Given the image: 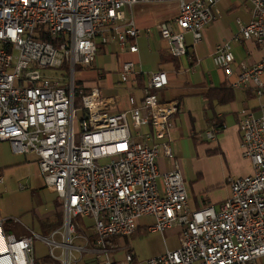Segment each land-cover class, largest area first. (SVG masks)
<instances>
[{
	"label": "built area",
	"instance_id": "1",
	"mask_svg": "<svg viewBox=\"0 0 264 264\" xmlns=\"http://www.w3.org/2000/svg\"><path fill=\"white\" fill-rule=\"evenodd\" d=\"M147 1L0 0V141L8 142L13 154L36 156L44 184L58 195L63 211L62 225L48 234L7 232V217L0 216V264H36L35 239L59 264H81L82 253L92 257L86 264H264V0H248L250 20H237V38L253 40L263 56L242 65L228 83L257 100L255 107L242 108L237 120L241 154L252 172L228 175L230 194L218 206L194 209L167 142L180 109L177 100L159 97L168 85L167 73L143 72L138 85L141 70L133 60L123 61L120 82L130 92L139 86L142 98L139 105L120 110L110 108L116 103L113 95L76 83V71L91 66L99 46L138 52L140 30L124 11ZM171 1L179 5L177 15L156 29L171 43L172 54L181 57L187 54L186 34L198 42L220 12L217 0ZM212 59L227 78L232 75L230 41L218 43ZM220 129L214 122L205 138L215 140ZM160 148L173 160V169L159 170ZM143 216L153 218L145 230L163 238L177 229V245L139 260L125 240ZM78 217L92 220L93 237L83 246L72 242ZM54 248L61 256L55 257Z\"/></svg>",
	"mask_w": 264,
	"mask_h": 264
},
{
	"label": "crops",
	"instance_id": "2",
	"mask_svg": "<svg viewBox=\"0 0 264 264\" xmlns=\"http://www.w3.org/2000/svg\"><path fill=\"white\" fill-rule=\"evenodd\" d=\"M216 5L220 13L203 29L202 38L198 42H193L191 34H186L187 54L175 57L171 52V43L161 37L156 25L174 18L178 13V3L171 0H151L134 4L125 9L124 13L126 18L133 19L140 30L136 38L138 52H121L116 44L99 46L91 66L80 69L81 76L77 77L85 88L98 87L102 92V88L108 90L114 87L112 74H117L119 79L118 70L125 60H133L141 70L138 85L144 81L143 72L148 74L154 70H164L167 73L168 85L159 91V97L162 100H177L180 103V109L173 117V127L170 129L167 142L179 164L189 206L193 209L203 204L218 206L230 194L226 177L252 172L250 161L241 154V136L237 120L239 111L242 108L255 107L257 100L250 92L231 88L228 83L236 79L232 76L235 73L237 77L242 65L258 61L263 52L253 40L237 38L239 28L237 20L248 22L251 18L248 0H217ZM224 41H230L235 57L232 64L235 68L232 67L233 73L228 78L212 59L215 46ZM107 54L112 57L113 63L110 66L103 64L101 68L104 72L98 73L94 69L95 60L97 56ZM223 85L233 91V98L221 102L214 97L208 102L205 97L208 90ZM128 86L125 84L123 88L127 89ZM132 90L139 93L137 98L132 96V101L130 99L126 101L123 95L114 96L116 103L110 108L120 110L139 105L142 90L139 86ZM216 118H222L220 122L222 127L215 140H208L205 138V131L217 121ZM148 128L146 125L143 126L145 131ZM161 150L160 148L157 158L158 168L161 172L169 171L174 168L173 160L165 156L163 150L161 153ZM26 189L19 187V190ZM46 190L54 194L47 188ZM56 203H61L60 199L54 201V209ZM54 209L46 211L40 219L53 220ZM0 216L7 217L2 212ZM77 219L79 226L81 217ZM83 219L86 226L92 228V220L87 217ZM16 228L19 232L15 233L16 235L27 233L18 226ZM39 231L41 232L40 224ZM176 245L177 242L174 247ZM81 261L88 262L86 258H82Z\"/></svg>",
	"mask_w": 264,
	"mask_h": 264
},
{
	"label": "rangeland",
	"instance_id": "3",
	"mask_svg": "<svg viewBox=\"0 0 264 264\" xmlns=\"http://www.w3.org/2000/svg\"><path fill=\"white\" fill-rule=\"evenodd\" d=\"M111 63H113L112 57L108 54L99 55L95 60L94 69L98 73L104 72L101 68L103 64L110 66ZM232 67L235 68L233 65ZM43 71L50 74L54 73V70L50 69ZM80 72V70L76 71V77L81 76ZM232 78H236L235 73ZM111 79L114 87L108 90L102 88V94H112L116 97L123 95L126 101H129L130 93L133 94L134 98L139 96V93L135 90L130 92L128 88L124 89L125 84L119 81L117 74L113 73ZM128 104L132 105L129 102ZM0 169L4 177V183L0 184V212L5 213L8 218L13 220L9 231L14 234L19 233L16 228L18 226L19 229L26 232L28 229L39 232V219L46 211L54 209L53 203L59 197L57 194L54 193L57 195L56 197L46 190L35 155L13 154L8 142L0 141ZM20 183H28V189L19 190L18 185ZM83 218L81 217L79 226L74 233L75 236L80 237L73 235L72 242L76 246H83L85 238L91 239L93 237V229L86 226ZM152 221L153 218L150 216L139 218L141 226L125 240L126 246L131 248L139 260L161 254L167 248H173L177 242V229L166 231L164 233L166 240L160 232L146 231L144 225L150 224ZM55 240H59V237L56 236ZM73 253L79 255L76 250H73ZM48 254V246L41 240L35 239L34 256L36 264H47L44 261L45 258L50 259V264L53 262L59 264V261L51 258ZM54 255L55 257L61 256L59 248H54ZM120 256L121 253L117 255L118 258ZM81 258H86L89 262L92 259L90 255L86 257L85 253H82ZM81 264L86 263L81 261Z\"/></svg>",
	"mask_w": 264,
	"mask_h": 264
},
{
	"label": "trees",
	"instance_id": "4",
	"mask_svg": "<svg viewBox=\"0 0 264 264\" xmlns=\"http://www.w3.org/2000/svg\"><path fill=\"white\" fill-rule=\"evenodd\" d=\"M76 83L79 84L81 82H80V80L77 79ZM233 95H234L233 91L230 88H227L226 85H223L221 87L209 89L208 92L205 94V97L207 98L208 102H210L212 99H214V97L218 101L225 102V101H228L229 99H232ZM216 120L217 121H215V123L220 126L221 125L220 122H222V118H216ZM62 215H63L62 204L56 203V207L54 209V219L53 220H50L48 218L39 219V224L41 226V232L43 234H48L51 231H53L54 229H56L57 227L61 226ZM12 222H13V220H11L8 217L6 218V220L4 222V227H5L7 232H10L9 230H10V226H11ZM137 229H139V227ZM44 261L47 264H50V262H51L49 258H45Z\"/></svg>",
	"mask_w": 264,
	"mask_h": 264
}]
</instances>
